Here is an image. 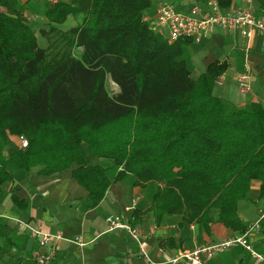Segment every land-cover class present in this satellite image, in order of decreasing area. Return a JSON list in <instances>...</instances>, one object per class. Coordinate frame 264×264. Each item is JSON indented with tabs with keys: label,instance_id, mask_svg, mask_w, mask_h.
I'll return each mask as SVG.
<instances>
[{
	"label": "trees",
	"instance_id": "obj_1",
	"mask_svg": "<svg viewBox=\"0 0 264 264\" xmlns=\"http://www.w3.org/2000/svg\"><path fill=\"white\" fill-rule=\"evenodd\" d=\"M77 1L47 5L42 47L20 0H1L0 191L12 168L54 175L77 164L73 177L90 206L129 174L136 187L156 186L132 224L153 212L158 225L180 216L179 225L209 234L218 209L219 222L245 233L241 202L255 182L264 196V104L231 108L214 94L226 61L193 78L185 59L192 39L170 42L150 28L145 15L154 0H91L82 22L64 30ZM232 3L221 0L223 8ZM20 136L28 147L14 142ZM84 145L111 165L90 166Z\"/></svg>",
	"mask_w": 264,
	"mask_h": 264
},
{
	"label": "crops",
	"instance_id": "obj_2",
	"mask_svg": "<svg viewBox=\"0 0 264 264\" xmlns=\"http://www.w3.org/2000/svg\"><path fill=\"white\" fill-rule=\"evenodd\" d=\"M187 1L190 4V0ZM253 1L256 7L264 6V0ZM86 3L89 9L91 0H78L74 3L77 13ZM180 3L184 4L183 7L186 5L184 0H180ZM245 7L247 0H233L230 8ZM86 15L87 12L84 17ZM196 44L198 48L193 54L196 70H199V65L207 68L215 61H226L228 70L236 77L246 70V60H250L251 92L232 98L225 90L219 92V88L215 86L214 94L217 97L228 105L229 102L232 103L229 105L231 108H246L251 102L264 104V35H255L249 52L239 32H224L220 28L205 35ZM228 70L219 80L226 77ZM201 73L203 72L199 70L198 76ZM111 93L115 94L116 91ZM13 140L20 146L17 137H13ZM84 147L90 166L111 165V161L94 157L87 146ZM11 152L10 149L8 154ZM77 167L74 164L54 175L39 174L40 167L30 171L12 168L13 180L7 182L0 191V264H35L33 257L39 251V244L25 226L27 223L64 236L65 240L60 243L52 264H169L180 251L193 250L198 246L243 234H247L254 248L264 254V221L260 231L250 230L264 205V196L260 198V182L253 184L250 198L240 204V217L247 225L245 233L239 234L225 227L219 222V210L214 209L211 212V232L207 234L200 231L198 224L179 225L180 216H167L158 225L153 212H145L132 224L130 220H133L135 210H146L149 202H146L148 188L134 186L135 180L130 178V174L123 181L114 183L99 204L90 206L88 190L73 177V170ZM13 196L22 200L26 207L21 208L15 204ZM134 200L137 201L135 206ZM112 214L123 215L140 231V240L149 259L142 254L138 240L127 230H109L108 218ZM171 237L175 238L172 246L161 245L163 240ZM76 238H80L84 245L72 241ZM208 263L263 264L243 247L229 248L215 255ZM179 264L188 263L182 261Z\"/></svg>",
	"mask_w": 264,
	"mask_h": 264
},
{
	"label": "built area",
	"instance_id": "obj_3",
	"mask_svg": "<svg viewBox=\"0 0 264 264\" xmlns=\"http://www.w3.org/2000/svg\"><path fill=\"white\" fill-rule=\"evenodd\" d=\"M190 11L179 12L170 2L162 1L154 17H147L150 28L160 36L174 42L180 39L191 38L193 42L200 43L205 35L212 34L220 28L224 32H239L244 39L247 52L251 50V41L256 34L264 35V6L256 7L253 0H247L245 8H223L221 0H190ZM0 9L1 6L0 0ZM250 60H246V70L239 73L235 79L242 93L247 94L252 90V73ZM19 143L22 148L28 147V140L20 136ZM137 204L134 200L133 206ZM264 221V205L259 210L258 219L250 226V230H261ZM109 230L125 229L140 243L142 254L149 259L148 253L140 240V231L134 228L129 221L120 214H112L108 218ZM32 237L39 244V251L34 254L35 264H52L56 258L59 245L65 240L61 233H50L42 227L25 225ZM84 243L80 238L72 240ZM233 247H243L252 256L264 264V254L258 252L250 242L248 235L243 234L221 240L208 245L198 246L189 251H180L173 256L169 264H179L184 261L188 264H209L215 255Z\"/></svg>",
	"mask_w": 264,
	"mask_h": 264
},
{
	"label": "rangeland",
	"instance_id": "obj_4",
	"mask_svg": "<svg viewBox=\"0 0 264 264\" xmlns=\"http://www.w3.org/2000/svg\"><path fill=\"white\" fill-rule=\"evenodd\" d=\"M56 1L58 0H20V3L25 8L24 14H25L26 22L35 31L36 35L38 36L39 43L42 47H45L48 45L47 40L42 35V30H49V27H50L49 25L50 23L45 16V9L49 3L56 2ZM64 1H67V0H64ZM158 1L154 0L153 7L146 12L145 16L150 17V18L154 17L158 9V6L162 1L172 3L177 11L183 12V13L190 11V8H191V5L188 3L187 0H184L186 4L184 6L185 8L183 7L184 4L180 3V0H158ZM67 2H70V0ZM87 9H88V6L86 3V5L83 6L80 12L75 14V16H70L68 21L65 24H63L61 27L63 29H69L71 26L80 24V21L81 19L84 18V14L85 12H87ZM196 46L197 44L192 41L190 45L186 46V54H185V59H187V61H191V71H192L193 78H197L199 70L201 72H204L206 70L204 65L197 66L199 70L195 69L193 54L195 55L197 51L198 47ZM199 48H202V47H199ZM202 54H205V53L202 52ZM107 85H108L110 92L119 91V87L113 81H111V79H107ZM215 86L219 88L218 90L219 92L225 90L230 96H232V98H236L237 96L239 97L240 95H243L240 90L239 84L235 79V74L229 70H228L226 77L218 80ZM216 94L220 95L219 93H216ZM231 104L229 102V105ZM132 177L133 176L131 175L130 178ZM155 189H156V186L154 184L149 185L146 191L147 192V200H146L147 203L150 202V196L154 192Z\"/></svg>",
	"mask_w": 264,
	"mask_h": 264
}]
</instances>
